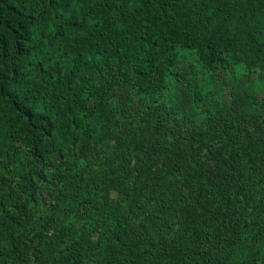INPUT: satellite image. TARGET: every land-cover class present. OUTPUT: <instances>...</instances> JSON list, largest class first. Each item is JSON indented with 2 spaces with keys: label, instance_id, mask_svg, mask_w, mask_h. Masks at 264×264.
I'll return each instance as SVG.
<instances>
[{
  "label": "trees",
  "instance_id": "obj_1",
  "mask_svg": "<svg viewBox=\"0 0 264 264\" xmlns=\"http://www.w3.org/2000/svg\"><path fill=\"white\" fill-rule=\"evenodd\" d=\"M264 0H0V264H264Z\"/></svg>",
  "mask_w": 264,
  "mask_h": 264
},
{
  "label": "rangeland",
  "instance_id": "obj_2",
  "mask_svg": "<svg viewBox=\"0 0 264 264\" xmlns=\"http://www.w3.org/2000/svg\"><path fill=\"white\" fill-rule=\"evenodd\" d=\"M257 89L260 91L264 90V84L260 83Z\"/></svg>",
  "mask_w": 264,
  "mask_h": 264
}]
</instances>
